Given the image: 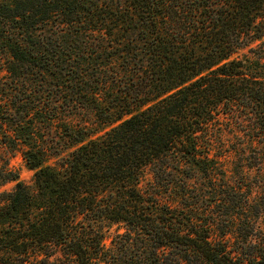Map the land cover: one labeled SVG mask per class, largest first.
<instances>
[{"label": "trees", "instance_id": "16d2710c", "mask_svg": "<svg viewBox=\"0 0 264 264\" xmlns=\"http://www.w3.org/2000/svg\"><path fill=\"white\" fill-rule=\"evenodd\" d=\"M0 51L96 125L58 167L3 132L34 187L0 167V264H264V0H0Z\"/></svg>", "mask_w": 264, "mask_h": 264}, {"label": "rangeland", "instance_id": "374dc122", "mask_svg": "<svg viewBox=\"0 0 264 264\" xmlns=\"http://www.w3.org/2000/svg\"><path fill=\"white\" fill-rule=\"evenodd\" d=\"M10 61V58L0 51V104L10 103L13 112L10 116L6 113L5 115L0 114V167L6 165L10 170L19 175L20 181L32 188L34 187V172L28 168L21 151L22 148L26 149L30 148V146L15 147L9 145L4 141L3 132L17 130V135L32 138L33 144H37L38 141L41 142V144L38 143L40 144L39 147L45 149L50 156L48 164L58 167L63 161L62 158H67L71 151L67 148L68 143L65 139L66 124L74 126L87 125L90 128H94L96 125L90 113L70 115L65 111L64 105L53 102L51 96L46 97L47 101L45 102L44 113L42 115L44 118L38 119L35 111L36 105L32 99L35 92L38 94L42 90L38 82L48 80L51 77L48 74H39L29 69L14 70L15 64L12 65ZM10 65L12 66V72L9 73L7 68ZM19 71L24 73H20ZM53 114H57V119L50 125L45 118L51 117ZM103 133L104 131H98L95 136H101ZM29 134H31L30 137ZM152 183V173L150 170H147L140 188L146 191L151 188ZM15 186V182L2 184L0 186V194L13 192ZM106 226L104 229L106 236L104 242L109 247L117 234L125 232V227L123 224L111 223L106 224Z\"/></svg>", "mask_w": 264, "mask_h": 264}]
</instances>
